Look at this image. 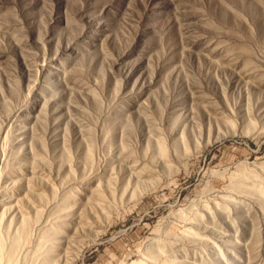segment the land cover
I'll return each instance as SVG.
<instances>
[{"label":"rangeland","instance_id":"obj_1","mask_svg":"<svg viewBox=\"0 0 264 264\" xmlns=\"http://www.w3.org/2000/svg\"><path fill=\"white\" fill-rule=\"evenodd\" d=\"M0 264H264V0H0Z\"/></svg>","mask_w":264,"mask_h":264}]
</instances>
